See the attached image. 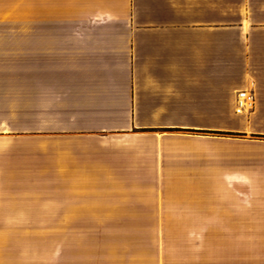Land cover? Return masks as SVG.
Returning a JSON list of instances; mask_svg holds the SVG:
<instances>
[{
    "label": "crops",
    "instance_id": "0c3cea01",
    "mask_svg": "<svg viewBox=\"0 0 264 264\" xmlns=\"http://www.w3.org/2000/svg\"><path fill=\"white\" fill-rule=\"evenodd\" d=\"M0 16L32 17L30 55L0 39V264H38L41 177L64 222L182 225L159 264H264L248 231L264 0H0Z\"/></svg>",
    "mask_w": 264,
    "mask_h": 264
},
{
    "label": "rangeland",
    "instance_id": "374dc122",
    "mask_svg": "<svg viewBox=\"0 0 264 264\" xmlns=\"http://www.w3.org/2000/svg\"><path fill=\"white\" fill-rule=\"evenodd\" d=\"M31 28V16H0V39L22 40L25 56L30 55ZM44 183L46 177H41L38 264H159L160 232L182 226L67 223L62 199H54ZM248 231H264V224H249Z\"/></svg>",
    "mask_w": 264,
    "mask_h": 264
},
{
    "label": "built area",
    "instance_id": "2783aa9c",
    "mask_svg": "<svg viewBox=\"0 0 264 264\" xmlns=\"http://www.w3.org/2000/svg\"><path fill=\"white\" fill-rule=\"evenodd\" d=\"M239 106L238 113L249 112L253 108L254 96L248 91H242L238 94Z\"/></svg>",
    "mask_w": 264,
    "mask_h": 264
}]
</instances>
